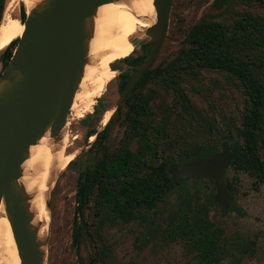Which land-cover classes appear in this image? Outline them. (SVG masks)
Segmentation results:
<instances>
[{"label":"trees","instance_id":"trees-1","mask_svg":"<svg viewBox=\"0 0 264 264\" xmlns=\"http://www.w3.org/2000/svg\"><path fill=\"white\" fill-rule=\"evenodd\" d=\"M178 3L179 0H174L172 13ZM237 3V0H212L210 8L218 12H204L196 22L183 29L182 43L174 54L156 66L152 65L140 76L97 135L89 150V161L80 169L76 179L72 246L78 254V264H113L111 246L103 234L105 227L121 221L148 223L146 213L155 210L174 187H182L186 182L171 179L167 170L170 162L181 165L207 158L218 151V141L229 140L234 158L228 169L234 173H247L254 182H264L261 155L264 150V15L245 9L235 10ZM4 4L5 0H0V20L1 16L4 18L7 6ZM228 10L232 12L230 18L226 16ZM218 15L221 18L218 19ZM20 18L25 19L22 5ZM17 41H12L0 52L3 68ZM140 48L141 54H130L121 60L128 69L117 75L122 78L119 91L148 53L150 44H143ZM200 70L215 71L235 82L244 105L239 118L221 132V139L180 144L181 136H171L166 124L178 108L172 109L163 94L174 91L185 119L200 116L183 90V84L197 79ZM156 101L159 102V120L154 117L153 108L156 106L152 102ZM114 125L122 129L121 140L135 139L142 148L152 149L153 156L146 160L140 153L130 152L124 143L117 149H110L106 142ZM209 128L216 129L211 120L201 117V132H210ZM95 131L89 129L86 136ZM164 148L175 150V156L157 160L154 153ZM235 179V176H226L232 201ZM192 181L200 182L201 186L194 193H189L186 188L180 189L181 199L170 215L163 237L171 240L180 237L202 264H219L224 255L222 229L209 217L210 207L219 205L213 198V180ZM229 209H234L233 203ZM229 209L221 207L223 212ZM83 243L89 246L84 256L80 255Z\"/></svg>","mask_w":264,"mask_h":264},{"label":"rangeland","instance_id":"rangeland-1","mask_svg":"<svg viewBox=\"0 0 264 264\" xmlns=\"http://www.w3.org/2000/svg\"><path fill=\"white\" fill-rule=\"evenodd\" d=\"M8 1L5 0L6 5ZM211 2L212 0H179L174 13H172L173 8L171 9L168 32L153 65L174 54L182 43L183 29L196 22L204 12H218L217 9L210 8ZM237 2L235 10L245 9L264 15V0H237ZM13 8L19 16L18 1ZM231 14L232 12L228 10L227 18H230ZM216 17L221 18L219 15ZM144 31L145 29L140 30L132 38L136 47L124 49L118 60L131 53L133 55L142 53L140 42L148 39ZM113 65L118 69L105 67L108 84L105 86L103 95L96 99L92 110H85L76 118L71 114L68 117L65 129L69 135V144L67 152H64V159L71 158V161L75 156L77 158L74 164L60 169L49 194L50 216L45 223L44 234L46 237L45 250H47L45 264H78V254L72 246L76 179L80 168L86 164L85 161L89 160V158L84 160L87 145L90 144L86 141L87 130L101 129L102 125L107 122L110 111L112 110L113 113L115 110L113 108L118 98L115 76L128 67L121 61H116ZM2 70L0 62V74ZM183 90L200 116L185 119L180 106L177 113L169 116L167 128L171 131V136L178 134L181 136L180 144L214 142L217 138L221 139V132L230 122L239 118L244 105L235 82L215 71L200 70L197 79L186 81L183 84ZM163 96L169 105L177 101L173 90L166 91ZM105 107L109 108L103 112L101 117ZM201 117L206 121L211 120L216 129L211 128L210 132H201L199 129ZM121 131V128L114 125L107 142L115 144ZM221 142L222 140L218 141V151L221 150ZM44 144L43 139L37 146L42 154ZM166 154L168 157H174L175 150H168ZM261 155L264 159V150L261 151ZM39 159L40 156L36 158V161L38 162ZM38 168L41 169V166ZM37 174H42V171L38 170ZM226 176L236 177L233 181L235 185L233 201L231 200L234 209L223 212L221 207L215 204L209 210V217L213 224L222 229L221 244L224 255L219 264H264V182H254V179L247 173L241 171L234 173L231 169L227 170ZM40 183L42 185V179ZM200 186V182L186 181L182 187H174L158 203L155 210L146 213L148 219L146 224L138 221L107 224L103 234L111 246L113 264H202L198 257L187 248L184 239L178 237L171 240L163 237L170 215L181 199L180 189L186 188L189 193H194ZM88 250L89 246L81 244L80 255H86Z\"/></svg>","mask_w":264,"mask_h":264},{"label":"water","instance_id":"water-1","mask_svg":"<svg viewBox=\"0 0 264 264\" xmlns=\"http://www.w3.org/2000/svg\"><path fill=\"white\" fill-rule=\"evenodd\" d=\"M113 1L117 0H42L31 10L24 9L23 32L0 74V204L3 200L21 264L46 262V238L36 240V230L30 229L28 196L18 183L21 164L30 145L46 132L52 139H59L67 125L88 60L91 19L98 6ZM173 2L153 0L156 21L144 28L148 39L139 45L150 44V49L119 93L113 109L156 59L168 32ZM131 42L135 48L136 43ZM233 158L228 141H223L221 150L207 158L182 165L170 163L168 173L175 182L211 178L214 200L228 209L226 171Z\"/></svg>","mask_w":264,"mask_h":264},{"label":"bare ground","instance_id":"bare-ground-1","mask_svg":"<svg viewBox=\"0 0 264 264\" xmlns=\"http://www.w3.org/2000/svg\"><path fill=\"white\" fill-rule=\"evenodd\" d=\"M17 1L24 6L26 11H29L42 0L8 1L0 26V52L23 32L22 20L13 8ZM155 21L156 11L153 0H117L97 7L91 19V34L87 44L88 60L84 65L83 74L71 106V115L74 118L85 110H92L96 99L103 95L105 86L108 84L105 67L107 69L112 67L111 64L119 59V55L124 49L134 48L131 39L140 30L152 25ZM65 127L62 129L59 139H52L46 132L35 144L30 145L27 157L21 164L18 183L28 196L27 211L32 215L29 226L30 229L36 230V240L46 238L44 237L45 223L50 216L47 206L49 194L57 173L60 169L65 168L71 159H64V152L69 144V135ZM94 138V135L91 136L90 143ZM43 139L45 144L42 154L37 146ZM35 156L37 159L40 156L38 162ZM39 162L40 164H38ZM38 165L41 166V169L38 168ZM38 170H41L42 174L38 175ZM0 264H21L3 200L0 204Z\"/></svg>","mask_w":264,"mask_h":264},{"label":"flooded vegetation","instance_id":"flooded-vegetation-1","mask_svg":"<svg viewBox=\"0 0 264 264\" xmlns=\"http://www.w3.org/2000/svg\"><path fill=\"white\" fill-rule=\"evenodd\" d=\"M173 4H174V2H173ZM6 5L4 4V7H5ZM172 8H173V5H172ZM5 9L3 8V11H4ZM2 14H3V12H2ZM19 17H20V15H19ZM2 16H1V20H2ZM21 19V18H20ZM1 20H0V23H1ZM14 41V40H13ZM11 43V42H10ZM17 44V43H16ZM7 47V46H6ZM5 47V48H6ZM132 54V53H131ZM129 56V55H128ZM128 56H126V57H128ZM125 57V58H126ZM123 59V58H122ZM122 59H120V60H117V62L118 61H121ZM155 61V60H154ZM154 61L152 62V64L149 66V67H151L152 65H153V63H154ZM140 63V62H139ZM138 63V64H139ZM138 64H137V66H138ZM126 65V64H125ZM6 66V65H5ZM111 66L116 70V66L115 65H113V63L111 64ZM137 66H136V68H137ZM154 66H156V65H154ZM148 67V68H149ZM147 68V69H148ZM118 69V68H117ZM146 69V70H147ZM136 70V69H135ZM145 70V71H146ZM134 73V72H133ZM118 75V74H117ZM115 76L117 79H116V89H117V92H118V95H119V93L122 91V90H120L119 91V83L121 82V77L120 76ZM131 77V76H130ZM129 77V78H130ZM129 78L127 79V82H128V80H129ZM140 78V77H139ZM138 78V79H139ZM126 82V83H127ZM137 82V81H136ZM135 82V83H136ZM126 85V84H125ZM135 85V84H134ZM133 85V86H134ZM124 88V87H123ZM122 88V89H123ZM132 89V88H131ZM130 92V91H129ZM128 92V93H129ZM126 97V96H125ZM125 97H124V99H125ZM124 99L122 100V102L119 104V106L123 103V101H124ZM153 103H155V106L156 107H154L153 109H154V117H155V119L156 120H159L160 118H161V115L159 114V110H158V105H159V102L158 101H156V102H152V104ZM180 106V103L178 102V101H174L172 104H171V107H172V109H177L178 107ZM110 107V106H109ZM109 107H105L103 110H102V113H101V117H102V114H103V112L106 110V109H108ZM117 108V107H116ZM115 111V110H114ZM181 111H182V108H181ZM90 113V112H89ZM113 114V113H112ZM112 114L110 115V117H109V119L111 118V116H112ZM85 117V116H84ZM83 118V117H82ZM109 119H108V121H109ZM101 120H102V118H101ZM107 121V122H108ZM107 122L105 123V125L107 124ZM166 124H167V122H166ZM105 125H102V128L101 129H96V128H94L96 131H95V133H92V134H90V135H88V136H86V141H88L89 143H90V139H91V136H93L94 135V137L96 136L97 137V135L99 134V132L105 127ZM116 126H118L119 128H121L119 125H116ZM210 130H211V128H209ZM88 131V130H87ZM89 137H90V139H89ZM96 137L94 138V140H93V142H91L90 144H88L87 145V150H86V152H85V156H84V160H85V158L87 159V158H90V155H89V150H90V148L92 147V145H93V143L95 142V140H96ZM223 141H227V140H223ZM222 141V142H223ZM221 142V143H222ZM124 143V144H123ZM229 143V142H228ZM120 144H123V145H125L126 146V148L130 151V152H132V153H135V154H137V153H140L144 158H146V160L147 159H149V158H151V156H153V150L152 149H144V148H142L140 145H139V142L138 141H136L135 139H132V140H128V141H124V140H121V138L119 137L118 139H117V141L115 142V144H111L110 142H106V145L110 148V149H112V148H118L119 146H120ZM229 147H230V145H229ZM168 151V149L167 148H164V149H162V150H159V149H157L156 150V152L154 153V155H155V157H156V159L157 160H163V159H166V158H168V156H167V154H166V152ZM218 152V151H217ZM216 153V152H215ZM214 154V153H213ZM76 158H77V156H75L74 157V159L73 160H71L70 162H69V164L67 165V166H69V165H72V164H70L71 162H73V161H76ZM83 160V161H84ZM199 160V159H198ZM88 161L89 160H87V161H85V165H87V163H88ZM190 162V161H189ZM170 163H173V162H170ZM169 163V164H170ZM174 163H176V162H174ZM187 163V162H186ZM74 164V163H73ZM168 164V165H169ZM177 164V163H176ZM84 165V166H85ZM179 165V164H178ZM182 165V164H181ZM82 166V165H81ZM83 166V167H84ZM83 167H81L80 169H82ZM229 168V167H228ZM167 170H168V167H167ZM228 170V169H227ZM80 171V170H79ZM78 171V172H79ZM227 172V171H226ZM122 178H124V176H122ZM205 179V178H204ZM192 180H200V179H192ZM192 180H183V181H192ZM214 192H215V190H214ZM214 195V194H213ZM229 200H230V198H229ZM76 205H77V201H76ZM220 205V204H219ZM221 206V205H220ZM230 207H231V200H230ZM229 207V208H230ZM228 208V209H229ZM224 209V208H223ZM75 211V210H74Z\"/></svg>","mask_w":264,"mask_h":264}]
</instances>
